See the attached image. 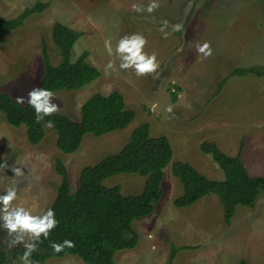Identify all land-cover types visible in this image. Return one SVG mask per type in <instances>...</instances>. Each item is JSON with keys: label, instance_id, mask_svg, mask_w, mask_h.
<instances>
[{"label": "rangeland", "instance_id": "obj_1", "mask_svg": "<svg viewBox=\"0 0 264 264\" xmlns=\"http://www.w3.org/2000/svg\"><path fill=\"white\" fill-rule=\"evenodd\" d=\"M38 0H0V18H12ZM45 10L27 18L24 24L5 33L0 45V90L14 98L38 87L45 73L43 42L53 65L61 56L52 38V27L60 21L82 35L72 49V60L88 51L87 60L100 76L77 90L54 93L57 112L79 119L82 104L94 93L119 90L126 105L136 113L124 129L95 136L87 134L74 153L62 152L57 133L45 126L44 139L29 143L24 125H10L0 112V194L16 184L14 204L42 214L51 207L61 181L55 164L67 166L71 191L79 186L86 166L119 152L133 130L149 123L150 135L168 137L173 157L164 168L163 195L154 211L133 221L138 244L117 252L114 264H168L172 245L178 248L172 264H238L245 259L264 264V190L254 207L237 206L230 223L215 194H208L187 207L174 200L183 186L174 176V162L186 161L210 179L222 180L224 173L211 154L202 148L211 142L229 155L238 154L251 176H264V73L239 76L237 69L264 67V0H157L154 12H136L132 5L147 6L151 0H40ZM168 21L165 31L159 30ZM180 23L183 30L172 31ZM141 33L147 38L144 51L156 53V72L137 76L133 69L120 70L119 58L109 56L105 41L113 50L124 35ZM210 42L212 55L202 57L197 42ZM113 61L116 70L106 65ZM263 72V68L258 69ZM176 99L173 100V95ZM171 106L172 112L167 108ZM25 160L26 165H17ZM21 167L23 177L14 176L12 166ZM147 176L121 173L104 181L118 187L122 195L143 191ZM132 237V235L130 234ZM7 230L0 226V245L5 264H22L23 244L8 246ZM183 246H187L186 248ZM44 264H86L77 255L50 258Z\"/></svg>", "mask_w": 264, "mask_h": 264}, {"label": "trees", "instance_id": "obj_2", "mask_svg": "<svg viewBox=\"0 0 264 264\" xmlns=\"http://www.w3.org/2000/svg\"><path fill=\"white\" fill-rule=\"evenodd\" d=\"M49 2L36 1L12 18H0V45L8 31L22 26L27 18L47 8ZM82 35L68 25L55 21L52 38L57 46L61 62L53 65L43 42L42 52L45 73L38 87L52 92L77 90L100 76V70L89 63L88 51H83L72 60L74 44ZM264 67L237 69L239 76L260 72ZM176 94L173 95V100ZM0 112L6 121L15 127L24 125L29 143L39 144L45 137L47 121L53 122L57 133V147L64 153L77 151L87 134L101 136L126 128L135 118V111L126 105L119 90L108 95L100 92L92 94L81 106L80 117L75 120L56 112L39 123L35 110L28 103L17 104L9 92L0 90ZM243 142L237 155L222 151L217 144L204 142L202 150L211 154L224 173V179H210L186 161L174 162L173 174L183 186V194L174 200L178 207L190 206L208 194H215L222 206L226 223H230L237 206L254 207L264 176H251L241 159ZM173 157L172 145L167 136L152 137L149 123L137 126L130 140L117 153L102 158L94 165L83 168L79 186L71 191L67 166L61 159L55 168L61 177L56 197L50 208L54 209L58 225L50 232L48 239L41 237L38 249L31 256L37 264H44L50 258L77 255L86 264H114L118 251L134 248L139 241L133 230V221L150 215L163 195L162 182L164 168ZM1 164V163H0ZM121 173H138L147 176L140 194L122 195L118 187H107L104 181ZM132 235V237L130 236ZM65 239L75 243L74 248H65L56 253L51 242L62 243ZM187 247V246H183ZM178 248L172 245L168 264H172ZM7 261L6 253L0 245V264ZM238 264H253L245 259Z\"/></svg>", "mask_w": 264, "mask_h": 264}, {"label": "clouds", "instance_id": "obj_3", "mask_svg": "<svg viewBox=\"0 0 264 264\" xmlns=\"http://www.w3.org/2000/svg\"><path fill=\"white\" fill-rule=\"evenodd\" d=\"M157 0H151V2L145 7L137 4H133L132 8L136 12L148 13L154 12L159 8ZM168 27V21H164L163 27L159 30L164 34V38H167L169 33L165 31ZM183 30V25L180 23L172 25V31ZM147 44V38L141 33H132L122 36L116 43L113 50L111 39L105 41V48L109 56L113 53L119 58L120 70L133 69L137 76H145L157 71L159 63L157 61L156 53L148 54L144 51ZM196 51L202 55V57H208L212 55V48L210 42L204 41L203 43L197 42L195 44ZM106 72L108 70L115 71L116 66L113 61H109L106 65ZM54 93L43 87L33 88L28 93L27 103L34 108L35 118L39 123L44 120L45 117L52 116L59 110L57 104L52 102ZM25 97H17V104H24ZM169 113L172 112V107L167 108ZM47 127H53L51 120L47 121ZM17 165H26L25 160H19ZM12 166L14 176L23 177L24 171L21 167ZM8 167L7 162L0 164V168ZM18 199V187L14 183L6 188L4 194H0V226L7 230L8 246L13 247L18 244H23L24 252L20 257L22 264H37L31 259V256L38 249V242L42 243L43 239H48L50 232L58 225L59 221L56 219L55 211L52 208H48L42 214H34L33 211L21 204H14V201ZM51 248L54 252L60 253L65 248H74L75 243L72 240L65 239L62 243L51 242Z\"/></svg>", "mask_w": 264, "mask_h": 264}, {"label": "crops", "instance_id": "obj_4", "mask_svg": "<svg viewBox=\"0 0 264 264\" xmlns=\"http://www.w3.org/2000/svg\"><path fill=\"white\" fill-rule=\"evenodd\" d=\"M263 190H264V188H262ZM262 189H261V191H262ZM261 193V192H260Z\"/></svg>", "mask_w": 264, "mask_h": 264}]
</instances>
